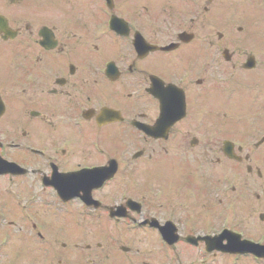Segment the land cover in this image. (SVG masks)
<instances>
[{"label": "flooded vegetation", "instance_id": "flooded-vegetation-1", "mask_svg": "<svg viewBox=\"0 0 264 264\" xmlns=\"http://www.w3.org/2000/svg\"><path fill=\"white\" fill-rule=\"evenodd\" d=\"M222 231L264 246V0H0V264H264Z\"/></svg>", "mask_w": 264, "mask_h": 264}, {"label": "rangeland", "instance_id": "rangeland-1", "mask_svg": "<svg viewBox=\"0 0 264 264\" xmlns=\"http://www.w3.org/2000/svg\"><path fill=\"white\" fill-rule=\"evenodd\" d=\"M39 1V0H38ZM164 67V66H163ZM157 69H160V66L159 65H156V66H154V67H152L151 68V70H154V71H157ZM63 133H61V135H62ZM247 228V226H245V229ZM256 232V231H255ZM248 233H250V234H252V235H254V229H253V231H251V232H248ZM197 253H199L198 252V250H195V254L194 255H196ZM229 263V260L227 259V264ZM250 263V262H249ZM248 263V260H246V259H239V261L238 262H236V264H249ZM250 264H252V263H250Z\"/></svg>", "mask_w": 264, "mask_h": 264}, {"label": "water", "instance_id": "water-1", "mask_svg": "<svg viewBox=\"0 0 264 264\" xmlns=\"http://www.w3.org/2000/svg\"><path fill=\"white\" fill-rule=\"evenodd\" d=\"M236 246H237V245H236ZM238 248H242V247L238 246L237 248H235V249H236L235 251H237V252H244V251H245V249L243 250V249H238ZM255 255H257V254L255 253ZM260 255H261V256H260ZM260 255H258V256L264 258V255H262V254H260Z\"/></svg>", "mask_w": 264, "mask_h": 264}]
</instances>
